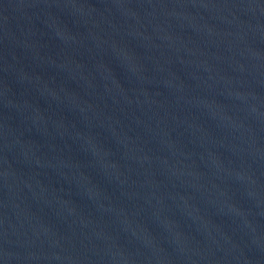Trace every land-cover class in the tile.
Masks as SVG:
<instances>
[{
	"label": "water",
	"instance_id": "obj_1",
	"mask_svg": "<svg viewBox=\"0 0 264 264\" xmlns=\"http://www.w3.org/2000/svg\"><path fill=\"white\" fill-rule=\"evenodd\" d=\"M0 264H264V0H0Z\"/></svg>",
	"mask_w": 264,
	"mask_h": 264
}]
</instances>
